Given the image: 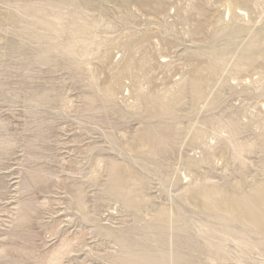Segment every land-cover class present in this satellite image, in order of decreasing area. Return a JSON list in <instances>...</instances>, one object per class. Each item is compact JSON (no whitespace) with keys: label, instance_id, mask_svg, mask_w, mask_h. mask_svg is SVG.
Segmentation results:
<instances>
[{"label":"rangeland","instance_id":"obj_1","mask_svg":"<svg viewBox=\"0 0 264 264\" xmlns=\"http://www.w3.org/2000/svg\"><path fill=\"white\" fill-rule=\"evenodd\" d=\"M255 200L264 0H0V264H264Z\"/></svg>","mask_w":264,"mask_h":264},{"label":"bare ground","instance_id":"obj_2","mask_svg":"<svg viewBox=\"0 0 264 264\" xmlns=\"http://www.w3.org/2000/svg\"><path fill=\"white\" fill-rule=\"evenodd\" d=\"M211 190H212V189H211ZM213 190L216 191L215 189H213ZM256 190H257V189H256ZM206 191H207V190H206ZM214 191H213V192H214ZM218 191H219V190L217 189L216 192H218ZM202 192H203V191H202ZM202 192L200 191V193H202ZM207 192H210V191H207ZM216 192H214V194H216ZM254 192H255V191H254ZM200 193H199V194H200ZM220 193H221V192H220ZM220 193H219V194H220ZM256 193L258 194V192H256ZM256 193H255V194H256ZM204 194H207V193L204 191ZM204 194H203V196H204ZM219 194L217 193V195H219ZM209 195H210V194H209ZM211 195H212V194H211ZM217 195H216V196H217ZM221 195H222V193H221ZM199 196H200V195H199ZM203 196H201V198H202ZM213 196H214V195H213ZM213 196H211V197H213ZM251 196H254V195H251ZM211 197H209V200H210ZM220 197H221V196H220ZM222 197H225V196H222ZM204 198L206 199V196H204ZM252 198H253V197H252ZM213 199H214V197H213ZM222 200H223V198H222ZM232 200H236V201H237V199H232ZM249 200H250V199H249ZM207 201H208V199H207ZM211 201H212V202H215V203L217 202V200H216V201H215V200H214V201L211 200ZM218 201H219V200H218ZM225 201H227V200H223V203H222V204H224ZM236 201H235V202H236ZM238 201L241 202L240 200H238ZM238 201H237V202H238ZM204 202H206V200H205ZM239 202H238V203H239ZM253 202H255V203H254L255 207H258V206L261 207V204H263V203H261L260 200H255V201H253ZM208 203H210V201H209ZM208 203H207V204H208ZM226 203L228 204L229 202L227 201ZM231 203H232V202H231ZM205 204H206V203H205ZM213 204H214V203H213ZM213 204L211 203V205H213ZM236 204H237V203H236ZM236 204H235V205H236ZM232 205H233V204H232ZM239 205H241V204H239ZM242 205H243V204H242ZM209 206H210V205H209ZM217 206H218V205H217ZM207 207H208V205H207ZM215 207H216V206H215ZM218 207L221 208L220 206H218ZM224 207H225V205H224ZM234 207H235V206H234ZM234 207H233V208H234ZM236 207H237V206H236ZM236 207H235V208H236ZM244 207H245V206H244ZM244 207H243V208H244ZM259 207H258V208H259ZM208 208H210V207H208ZM227 208H228V207H227ZM227 208H225V210H226ZM229 208H230V207H229ZM241 208H242V207H241ZM243 208H242V209H243ZM213 209H214V208H213ZM238 209H240V208H238ZM238 209H237V210H238ZM253 209H254V208H253ZM259 209H260V213H255V214L252 213L251 216H250V218H248V217L246 218L247 220L250 219V220L254 223V225H256L257 227H258L260 224H264V223H262V221H264V220H262V219H264V217H263L262 219L260 218V217H262V212H261L262 207L259 208ZM259 209H258V210H259ZM215 210H216V209H215ZM217 210H222V209H217ZM225 210H224V211H225ZM231 210H232V209H231ZM237 210H236V211H237ZM243 210H244V209H243ZM258 210H257V211H258ZM262 210H263V209H262ZM239 211H240V210H239ZM239 211H238V214H239ZM247 211H248V210H247ZM228 212H229V211H228ZM244 212H246V210H245ZM244 212H242V213L244 214ZM249 212H250V211H249ZM263 212H264V211H263ZM230 213H231V212H230ZM232 213H233V210H232ZM234 213H235V212H234ZM236 213H237V212H236ZM246 213H247V212H246ZM238 214H237V215H238ZM263 215H264V214H263ZM238 216H239V215H238ZM241 216H242V215H241ZM247 216H248V214H247ZM230 217H232V215H230ZM243 217H244V216H243ZM245 217H246V216H245ZM232 218H235V217L233 216ZM240 219H242V218H240ZM244 219H245V218H244ZM246 219H245V220H246ZM260 219H261L262 221H261ZM247 220H246V221H247ZM249 224H250V223H249ZM251 224H252V223H251ZM261 227H262V225H261ZM263 229H264V227H263Z\"/></svg>","mask_w":264,"mask_h":264}]
</instances>
